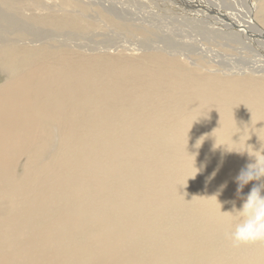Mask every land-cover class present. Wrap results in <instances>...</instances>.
I'll return each instance as SVG.
<instances>
[{"label":"bare ground","instance_id":"bare-ground-1","mask_svg":"<svg viewBox=\"0 0 264 264\" xmlns=\"http://www.w3.org/2000/svg\"><path fill=\"white\" fill-rule=\"evenodd\" d=\"M255 1L247 12L259 23L257 35L243 26L247 9L216 11L225 30L215 31L236 41L249 35L264 60V0ZM1 2L44 28L96 31L105 20L128 37L149 36L110 13L89 18L95 12L89 1ZM53 2L73 13L56 15ZM199 2L208 9L207 0ZM24 29L16 27V38L25 37ZM5 41L0 264H264V243L241 245L252 247V255L235 263L230 251L240 247L225 237L233 228V203L239 208L257 183L237 193L235 177L259 155L253 151L264 154V79L192 74L158 50L135 61L113 51L83 55ZM245 147L249 153L236 152ZM119 189L116 202L110 194ZM208 236L232 248H212Z\"/></svg>","mask_w":264,"mask_h":264},{"label":"rangeland","instance_id":"rangeland-1","mask_svg":"<svg viewBox=\"0 0 264 264\" xmlns=\"http://www.w3.org/2000/svg\"><path fill=\"white\" fill-rule=\"evenodd\" d=\"M80 1L85 3L89 1L95 4V6L92 7L94 8L96 13L93 12L92 9H90L86 13L89 18H92L94 20H100V17L96 14L99 13L101 15L100 13L101 11L105 13H110L115 17L122 19L127 24L134 25L139 28L141 27L145 28L146 30L149 31L148 34L149 36L147 37V39L144 38L146 39L145 41H141L142 40L141 36L128 37L129 35H125L119 32L116 28L110 26V24H107L104 19H103L104 20L103 23L101 24V28H100L101 30L96 29V31L87 30L85 32H79L75 30H53L46 27L44 28L39 25L31 24V22L25 20V18L19 13L15 14V12H13L12 10L10 12L6 7L3 6V4H1L3 1L1 2L0 0L1 2L0 3L1 6L0 7V20H1L0 41H2V39H5L7 40L5 42L9 43V42H14L16 40L18 41V43L23 45H26V43L27 45L45 44L51 48H53V46L55 48H59L57 46H60L66 48L70 52H75V53L79 52V53H83V55L84 54L86 55L87 53L95 54L101 52H106L107 54L112 55L111 52L113 51L112 53L114 54L116 53H120L122 55L129 54L128 56L125 55L126 57L135 55L133 56L134 58L130 57L133 60L135 59V61L139 60L138 57L140 58L141 53L143 55V51L145 50L146 51L158 50L164 52L166 55L164 57L166 58L169 59L172 57L177 58L178 62L183 63V65L186 66L185 68L189 72H193L192 74L219 76V77H223V76L231 77L228 75L236 74V75H247L249 78L253 80L264 79L263 78L264 74L263 73L261 74V70H264V60H261V58H259L258 53L255 50V46L252 45L251 42L248 40L249 35H246L245 37H241L238 39V41H236L233 40L228 35H219L220 36L219 37L218 34H216V32L218 31H215V30H225L224 28L219 27L220 25L223 24L219 19L221 18V16L219 15L216 16V11L222 14L223 12H229V11L231 13H237L235 12L234 9H237L238 12L239 11L243 12L244 10L247 9L245 11L247 12L250 11L248 9H250L253 6V4L254 5L256 4V1L254 2V0H234L235 5H233L234 4L233 2L227 0H215V2H213V0H209V1L207 0L208 4L206 5H208V9L206 7H201L199 0H165V1L164 0H80ZM49 9H51L53 13L55 12L56 15L71 13V12L73 13L72 8H67V7L62 8L56 2H53L52 5H49ZM209 9H212L213 14L215 16H213V14H206V11H209ZM246 16L247 19L245 20V22L246 21L248 22L247 25L244 23L243 26L248 27L251 33L256 34L257 33L256 30L259 28V23H255V18L251 13L247 12ZM229 17L230 19L233 20L232 22L235 25L237 24L236 25L237 27L234 28L241 29L240 26L242 24L237 23L238 19L231 16ZM13 24L15 25L18 24L16 26L17 28H23V29L27 28L28 30L24 29L27 35L25 34L24 35L25 37H22L21 39L16 38V31H15L16 27ZM225 25L228 24L225 23ZM234 31H239V30H234ZM27 36H30L28 37L29 39L27 38ZM24 38H27V40L31 39V43L30 41H27ZM260 63L263 65H261ZM185 64H187L189 67ZM0 78H1L0 83L8 79V77H6V74L3 73L2 71H0ZM171 112H174L176 114L175 109H171ZM164 129L167 131L168 127L166 126ZM54 140H55L54 142L56 143V138ZM212 141H214L213 138L211 140H208V143L205 144L209 146L211 145ZM52 149H55V145L52 146ZM206 158L207 157L205 156L203 160L204 161L207 160L206 161L208 163L207 165H210V162H208V159ZM22 164L23 162H20L18 168H16L15 170L16 177L21 176ZM199 180H202V178H200ZM187 186H188V192H191L193 190L192 186L191 185H187ZM116 187L117 184H115L112 189ZM100 189L102 190V188ZM120 191L121 189L116 190L113 194H110L111 197L115 198L116 202H119L118 194ZM2 211L3 213H5L4 210ZM2 211H0V216L3 214ZM180 216H183V219L185 218L183 213L180 214ZM181 220L182 217L180 218V221ZM208 237L211 238V236ZM204 238L205 235L203 236V240ZM211 242L212 245L210 246L215 249L227 248V247H229V249L232 248L220 236H215L213 237V239L211 238ZM239 249H240L239 251H230V255L232 256V258L235 257L234 258L235 263H238L239 260L242 258H247L252 255V250H253L252 247L248 248V246L247 247L243 246L240 247Z\"/></svg>","mask_w":264,"mask_h":264},{"label":"clouds","instance_id":"clouds-1","mask_svg":"<svg viewBox=\"0 0 264 264\" xmlns=\"http://www.w3.org/2000/svg\"><path fill=\"white\" fill-rule=\"evenodd\" d=\"M236 152L243 153L248 150L245 147V150ZM253 152H259V155H252L254 162L247 164L235 177L238 194L249 182L257 183L242 198L240 207L236 208L233 203L232 211L228 212L233 228L225 233V237L233 247L264 243V154L260 151Z\"/></svg>","mask_w":264,"mask_h":264}]
</instances>
